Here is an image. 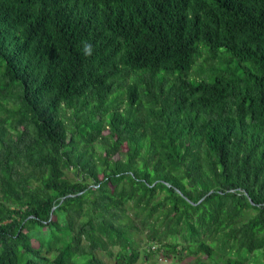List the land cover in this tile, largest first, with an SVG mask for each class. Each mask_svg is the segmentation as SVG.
Here are the masks:
<instances>
[{
    "label": "trees",
    "instance_id": "trees-1",
    "mask_svg": "<svg viewBox=\"0 0 264 264\" xmlns=\"http://www.w3.org/2000/svg\"><path fill=\"white\" fill-rule=\"evenodd\" d=\"M185 258L264 264V0H0V264Z\"/></svg>",
    "mask_w": 264,
    "mask_h": 264
},
{
    "label": "rangeland",
    "instance_id": "rangeland-1",
    "mask_svg": "<svg viewBox=\"0 0 264 264\" xmlns=\"http://www.w3.org/2000/svg\"><path fill=\"white\" fill-rule=\"evenodd\" d=\"M218 54L220 56L223 57L224 61L219 62V61H209L207 59V53L206 52H202V54L200 55V57H198L196 59L195 64L192 66V69L190 72H188L187 75H189L190 77L192 76H202L204 74H208L210 73V65L215 64L217 66H224L225 65V61H227L229 59V54L224 50V49H219ZM216 62V63H215ZM229 63L231 65L235 64L236 62L233 61H229ZM165 72H162V74ZM142 74H147V72H141L140 75ZM170 75V74H169ZM161 77L160 75H157L156 78ZM132 81V76L129 77L128 79L125 80V84L121 85L120 88L117 90L118 92H115V94L112 96L114 98L117 99V101H120V109H125L127 107L126 105V99H125V95L123 94V90L125 88V85L128 84L129 82ZM156 264H190L191 263V259L190 258H185L182 261H178V260H162V259H158L156 261ZM149 264H153V262H150ZM216 264V263H213Z\"/></svg>",
    "mask_w": 264,
    "mask_h": 264
},
{
    "label": "clouds",
    "instance_id": "clouds-1",
    "mask_svg": "<svg viewBox=\"0 0 264 264\" xmlns=\"http://www.w3.org/2000/svg\"><path fill=\"white\" fill-rule=\"evenodd\" d=\"M85 51H86V53L90 54V46L86 45L85 46Z\"/></svg>",
    "mask_w": 264,
    "mask_h": 264
}]
</instances>
